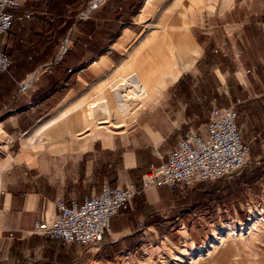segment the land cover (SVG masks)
<instances>
[{
  "label": "crops",
  "instance_id": "crops-1",
  "mask_svg": "<svg viewBox=\"0 0 264 264\" xmlns=\"http://www.w3.org/2000/svg\"><path fill=\"white\" fill-rule=\"evenodd\" d=\"M140 1L23 0L15 14L31 12L34 19L16 20L0 37V49L12 61L0 73V264H150L170 250L175 237L194 250L222 223L250 224L252 213L261 215L263 113L253 145L261 155L247 169L257 179L239 181L249 196L237 195L240 174L192 188L144 191L141 177L163 163L185 132L195 131L202 105L224 107L239 96L241 105L264 111V0H215V6L214 0H174L179 13L165 8L152 20L146 16L156 0ZM162 47L169 53L168 71L140 63L145 53ZM216 55L228 65L225 70L214 63ZM136 65L151 72L149 91L142 90ZM174 72L179 76L169 81ZM211 73L213 85L206 80ZM230 76L235 88L226 83ZM167 89L172 96L162 99ZM223 96L226 105L219 103ZM147 106L155 122L127 129V121ZM103 125L115 126L109 140ZM29 134L44 135L34 147L40 148L35 159L22 152L21 139ZM26 142L32 149V139ZM105 181L119 188L134 184L137 193L111 218L101 244L65 246L30 235L35 220L55 213L57 199L80 204ZM210 182L218 187L196 189ZM253 254L252 264H259L261 256Z\"/></svg>",
  "mask_w": 264,
  "mask_h": 264
},
{
  "label": "built area",
  "instance_id": "built-area-1",
  "mask_svg": "<svg viewBox=\"0 0 264 264\" xmlns=\"http://www.w3.org/2000/svg\"><path fill=\"white\" fill-rule=\"evenodd\" d=\"M22 3L23 0H0V37L16 20L34 19L31 12L15 14ZM11 63V57L0 49V73H7ZM241 104L236 99L224 107L212 106L204 131L185 132L163 163L150 166L142 175L141 190L154 186L192 188L195 182L227 180L239 174L250 153L237 125V107ZM136 193L134 184L119 188L105 181L97 195L85 197L80 204L57 199L51 218L35 220L29 233L56 239L66 246L96 247L110 233L111 218L125 209Z\"/></svg>",
  "mask_w": 264,
  "mask_h": 264
},
{
  "label": "rangeland",
  "instance_id": "rangeland-1",
  "mask_svg": "<svg viewBox=\"0 0 264 264\" xmlns=\"http://www.w3.org/2000/svg\"><path fill=\"white\" fill-rule=\"evenodd\" d=\"M216 2L217 1L215 0L212 1L214 6ZM173 5H174V0H156V2L153 3L150 12L146 16V19L152 20L153 18H156L160 14V12L163 11V9L165 8L166 9L169 8L168 10L170 12H173L174 14H176V12L179 13L182 10V9L180 10L181 6L178 8L177 7L173 8ZM208 9L212 10L213 8L208 7ZM152 52L153 53L150 54H148V52L145 53L143 57L140 59V63L144 62L142 65H144L145 68H148V70H152L157 73H162L165 72L166 70L168 71L169 66H167L168 63L167 61L170 59L168 50L162 47L158 50L156 49V51L153 50ZM213 60L214 63L218 64L222 68L221 69L222 71L225 70L226 66H228L226 63H224L223 59L220 58V55H216ZM136 66L138 67V65ZM138 70L142 72L141 79L143 80V83L140 84L142 86V90L149 91L147 90L146 87L150 84L148 80L150 76H152L151 72H149L148 70H147L148 72L147 71L144 72L141 67H138ZM187 76L189 77L191 75L188 74ZM229 79L230 80L226 81L227 85L229 86V81H230V83H232V85H234L235 88L236 83L234 79H231V76ZM107 80L110 81L109 79ZM115 80L116 79L111 81H114V83L118 82V80L117 81ZM206 80H208L209 83L212 85L216 84V78L213 73L207 76ZM153 83L155 85V82ZM237 90H239V88ZM131 91L132 89H128V88L123 89L125 95H131ZM172 92L173 89H167L163 91V93L160 94L159 96L162 97V99L166 97H171ZM142 95L146 96V93ZM239 99L242 100V98L238 96V100ZM219 101L218 102L220 104L226 105L229 100L228 98H225L223 96L222 98H220ZM65 103L66 102H63L59 106V108H61ZM204 105H202L203 112L200 113V115H198L199 121L198 123L195 124V127H193L195 131H199V132L204 131L208 112L211 109L209 108V106L207 107V105L205 106ZM160 108L161 107L158 106L157 113L158 112L162 113V110ZM151 109H152L151 106H147L144 108V110H140L133 120L127 121V129L139 128V126L145 124L147 125L149 123L155 122L154 117L149 116L150 115L149 111ZM237 113H238L237 125L241 131L242 139L250 147L248 162L244 167V169L239 173L240 175L237 174L239 175L237 179L238 180L237 195L249 196L250 194L248 193V191H246V188H241V186L239 185L240 183L239 181L243 178L242 176L249 177V179L251 178V176L253 175L252 172L253 169H251L250 171L247 170L250 165V162H252L254 159H256L258 156L261 155L255 151V147L253 145L257 144V141H259L260 139L256 134L260 130H263L262 117H258V115H261L262 113L264 114V111H260L259 107L255 105H251L250 108H248L243 104L237 107ZM74 129L72 128V130ZM43 136L44 135L31 136V134L24 136L21 139L22 148H23L22 152H24L23 154L28 155L33 159H35L37 155L36 152L40 148H34V147H36L39 144V141ZM28 138L32 139L33 141L32 149L26 147L27 146L26 141ZM52 139L44 140L42 143L45 142L51 143ZM15 149L16 148L14 147V151ZM6 162L4 165L8 164V162L7 163ZM243 182L244 181L242 180L241 183ZM217 187H218L217 182H210L206 184L204 187H197L196 189L212 191ZM194 190L195 189H193V191ZM256 190L259 191L260 188ZM259 210H260L259 213H261V215L259 217L255 216L254 220L250 221L251 222L250 224L249 223L247 224L246 222L238 223L237 220L228 221L227 223L226 222L222 223L219 227L214 228V232L210 233L208 237H206L205 241L201 243L200 247L196 246L194 250L192 249L188 250V248H186L183 244L184 241L180 240L181 239L180 236L175 237L173 241L174 245L170 247V250L168 249V251H166V254H163L161 257H157L151 260L150 264H252V257L254 256L253 253L256 254V252H258L259 257L261 256V261L259 262V264H264V213H262L261 211L264 209L261 208ZM253 214L255 215V213H252V215ZM250 218H252V216H250ZM227 224L231 225V228L233 230L232 233L235 234L233 235V237L231 236V238L228 237L230 234L227 231L228 230L226 226ZM217 234L219 236H222L221 241H218V243L214 244V248L212 249L207 248L208 247L207 245L209 243H215V237ZM179 242H181V244H179ZM186 252H188L189 254L192 253L193 260L191 262L187 260Z\"/></svg>",
  "mask_w": 264,
  "mask_h": 264
},
{
  "label": "bare ground",
  "instance_id": "bare-ground-1",
  "mask_svg": "<svg viewBox=\"0 0 264 264\" xmlns=\"http://www.w3.org/2000/svg\"><path fill=\"white\" fill-rule=\"evenodd\" d=\"M168 76V79H169V81H172V80H176L177 79V77L179 76V74L177 73V72H174V73H170L169 75H167ZM159 80V79H158ZM157 80V81H158ZM159 86H164L165 85V81H162V80H160L159 81V84H158ZM101 125L102 124H100V122L98 123V122H94V124H93V127L94 128H98V127H101ZM104 126V125H103ZM105 127V126H104ZM114 129H115V126H113V125H107V127H105V129H104V131H105V139L106 140H109L110 139V137H111V134L114 132ZM8 141V138H7V140H6V142ZM254 215H252V220H254V218H255V216H257V215H255L254 217H253ZM227 226V228H228V232H229V238H231V236L233 237V235H235L234 233H232V228H231V225H226ZM221 239H222V236H219L218 234L216 235V237H215V243H209L207 246V248H209V249H212V248H214V244H216V243H218V241H221ZM186 254H187V260L189 261V262H191L192 260H193V256H192V253L191 254H189L188 252H186ZM180 262V261H179Z\"/></svg>",
  "mask_w": 264,
  "mask_h": 264
},
{
  "label": "trees",
  "instance_id": "trees-1",
  "mask_svg": "<svg viewBox=\"0 0 264 264\" xmlns=\"http://www.w3.org/2000/svg\"><path fill=\"white\" fill-rule=\"evenodd\" d=\"M140 4H141V1L139 2V5H140ZM139 5H137V7L128 8V9H127L128 13H133V12H135ZM257 176H258V174H253V175L251 176L250 179H249V177H248V178L246 179V181L243 182V183L249 182L250 180H251V181H252V180H255V179H257Z\"/></svg>",
  "mask_w": 264,
  "mask_h": 264
}]
</instances>
